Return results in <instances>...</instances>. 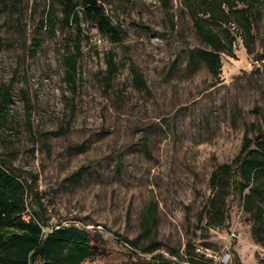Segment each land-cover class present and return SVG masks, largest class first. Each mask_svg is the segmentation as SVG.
<instances>
[{"label": "rangeland", "instance_id": "1", "mask_svg": "<svg viewBox=\"0 0 264 264\" xmlns=\"http://www.w3.org/2000/svg\"><path fill=\"white\" fill-rule=\"evenodd\" d=\"M254 2L253 54L234 30L235 57L220 55L215 80L203 65L194 73L186 67L188 51L200 46L181 0H107L124 39L113 44L82 22L70 86L64 58L74 51L72 32L50 33L48 0L6 1L0 85L12 86L13 103L0 127V159L29 185L27 211L45 231L75 225L102 238L84 264L147 260L122 239L141 234L151 206V236L165 256L190 251L206 264L264 262L237 195L227 197L222 226L208 227L205 218L211 173L238 155L247 130L253 135L264 124V0ZM109 56L117 66L110 82Z\"/></svg>", "mask_w": 264, "mask_h": 264}, {"label": "trees", "instance_id": "2", "mask_svg": "<svg viewBox=\"0 0 264 264\" xmlns=\"http://www.w3.org/2000/svg\"><path fill=\"white\" fill-rule=\"evenodd\" d=\"M7 0H0V12ZM164 1V0H162ZM191 19L197 49L188 51L187 69L194 73L202 65L213 79L221 73L220 55L235 57L233 31L240 38L248 55L253 54L255 23L254 0H181ZM107 0H48L45 26L50 33L57 30L69 33L74 51L64 58L66 79L74 86L77 77V54L82 42L84 22L95 26L99 34L113 44L124 39L121 26L114 24L107 14ZM73 30V31H72ZM264 59V55L260 56ZM107 76L110 82L117 70L112 56L107 58ZM135 85L143 90L141 75L131 69ZM13 92L10 84L0 85V127L10 119ZM211 195L205 215L208 227L222 226L228 219L226 200L230 194L237 195L245 213L250 217L251 236L264 248V124L251 135L244 133L238 155L227 164L213 170L209 179ZM29 185L24 182L17 169L0 159V264H84L98 255V244L103 243L98 234L75 225L53 227L49 231L39 216L27 211L26 198ZM38 206L42 208V204ZM156 208L151 206L143 216L141 234L135 239L122 241L134 252H142L149 259L133 260L126 264H206L192 256L186 258L174 252L163 255L160 244L151 236ZM190 250V249H189ZM146 259V258H145ZM239 264V263H237ZM259 264H264L260 262Z\"/></svg>", "mask_w": 264, "mask_h": 264}, {"label": "built area", "instance_id": "3", "mask_svg": "<svg viewBox=\"0 0 264 264\" xmlns=\"http://www.w3.org/2000/svg\"><path fill=\"white\" fill-rule=\"evenodd\" d=\"M232 236H234V234H232ZM196 252H200L202 255L203 253L199 250V249H196ZM164 255V254H163ZM205 255V254H204ZM206 257H208L207 255H205ZM166 257H169V256H166ZM228 257H229V253L228 252H225L224 254H222L219 259H221L222 261H227L228 260ZM147 259H149V257H145Z\"/></svg>", "mask_w": 264, "mask_h": 264}]
</instances>
